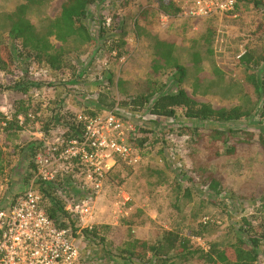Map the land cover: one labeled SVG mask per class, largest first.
Wrapping results in <instances>:
<instances>
[{
	"label": "rangeland",
	"instance_id": "rangeland-1",
	"mask_svg": "<svg viewBox=\"0 0 264 264\" xmlns=\"http://www.w3.org/2000/svg\"><path fill=\"white\" fill-rule=\"evenodd\" d=\"M23 1L0 0V13L12 11ZM63 1L51 0L42 10L32 13V21L39 25L47 18L55 17ZM154 6V0H102L90 6L86 24L94 41L85 46V52L78 60L72 59L78 69L77 76H71V67L56 73L61 76L59 84L69 90L90 86V93L81 95L85 101H79L78 95L71 94L72 100L83 104L82 109L58 110L64 114L69 112L87 115L88 109L95 110L93 102L99 92H104L115 104L111 109H102V113L114 111L119 114L125 121L124 138L135 146V151L141 157L136 166L130 167L118 162L105 175L102 189L92 199V213L84 217L91 219L100 216L103 221L115 216H120V220H127L131 216L141 222L148 218L147 221H151L145 226L147 239L144 240L149 243L158 240L163 230L172 229L183 236L191 231L202 232V236L194 235L189 238L190 245H227L235 240L237 224L243 217L248 218L252 224H262L264 227V142H261L264 139V118L258 117L261 100H258L252 86L246 82L245 66L239 63V55L249 52L254 59L262 60L261 67H264V0H240L231 13L193 20L158 14ZM100 22L106 26L113 25L121 32L124 30L125 45L121 56L116 57V52L108 53L100 46L97 35ZM207 31L211 35L209 44L203 39ZM158 39H166L174 44L175 55L187 69L181 86L191 98L209 103L216 109L239 105L250 111L248 117L230 124L238 130L228 138V144L235 148L234 152L225 154L226 145L218 141L213 147L217 148L219 155L213 156V147L209 146L207 137L201 135L208 130L205 122L195 125L191 120L183 122L178 119L172 123L165 117L150 119V114L145 109L130 112L119 107V102L144 92L148 80L162 84L164 91L175 90L176 84L171 71L166 69L157 72L152 67L155 42ZM52 41L56 45L60 44L55 39ZM206 45L212 48V54L207 53ZM196 50L201 55L198 65L193 62V52ZM18 62L19 58H12L8 73L0 74V82L4 88L0 90V114L7 118L12 117L16 100L22 97L27 99L30 94H38L39 89L44 91L47 90L46 86L56 85L55 81L45 75L47 73L40 64L29 61L20 68ZM86 63L88 66L85 67ZM103 73L107 74L102 75ZM24 74H28L26 76L30 84L28 90L31 93L27 95H23L19 91L20 85H17ZM107 75L110 76V83L106 79ZM49 94L48 91L45 93L47 110L37 111L36 117L28 115L32 121L22 124L18 135L6 139L0 129V146L6 145L15 152L20 145L33 141L35 135L31 132L37 130L46 135L49 141L60 136L63 132L61 121L53 117L54 109L59 107H56L55 100L50 99ZM51 105L53 109H50ZM139 113L141 117H138ZM21 116L25 120L24 115ZM180 125L187 127L186 133L181 132ZM196 126L202 132L197 136L198 143L191 137ZM167 132L174 135V162L166 159L160 144ZM17 137L18 141L14 142ZM41 138L36 140L43 144L44 140ZM143 138L150 143L148 147H140L139 141ZM37 147L40 149L41 146ZM39 151L32 153L36 157ZM13 155L14 153L9 158L11 164L7 171L0 176V208L8 206L19 194V189L35 180L34 168L26 167L20 172ZM208 156L213 157L207 170L214 172V177L220 182V192L199 181L198 176L192 172L193 164H204ZM26 160H21V168L27 166ZM127 167L131 169L130 173H126ZM62 169L63 167L59 171ZM78 171V174L72 175V189L63 188L57 193L64 201H71L69 198L78 196L86 189L82 171ZM258 199L263 202L257 203ZM142 204H146V207H142ZM150 212H154L153 217H150ZM203 217H208L213 222L203 225ZM73 219L74 223L78 222L71 228L74 232L75 225L86 224L79 216ZM92 224L95 222L90 226ZM99 225L98 239L112 236L120 241L123 237L125 242L135 238L139 228L134 222L128 227L111 232L108 225ZM143 229H139L142 234ZM195 236H199L201 241H195ZM119 246L122 244L112 246L114 254H117ZM187 264L201 263L189 260ZM258 264H264V241L259 249Z\"/></svg>",
	"mask_w": 264,
	"mask_h": 264
},
{
	"label": "trees",
	"instance_id": "trees-1",
	"mask_svg": "<svg viewBox=\"0 0 264 264\" xmlns=\"http://www.w3.org/2000/svg\"><path fill=\"white\" fill-rule=\"evenodd\" d=\"M50 1L24 0L12 11L0 13V74L8 73V65L12 62V58L17 57L19 58L18 64L21 65L20 68L30 61L40 64L44 70L53 73H61L62 69L71 67V76H77L78 69L72 63V59L78 60L77 58L85 52V46L94 41V36L86 24L88 8L102 0H64L55 17L47 18L39 25L34 23L31 19L32 13L42 10ZM154 3L153 8L158 14L176 16L179 12L175 0H154ZM98 27L97 35L100 38V46L108 53L116 52V57L121 56L122 48L125 45L124 30L121 32L115 26H106L101 22ZM210 36L208 31L203 35L205 43H210ZM52 39L60 44L56 45ZM173 45L166 39H158L155 42V57L152 67L157 72L166 69L171 71L172 79L176 84L175 90L164 91L165 87L163 88L162 84L148 80L144 92L119 102V107L130 112L145 109L150 115L169 118L172 123L178 119L183 122L191 120L195 125L205 122L208 124V130L205 133L201 132V134V129L198 126L193 128L194 132L192 131L191 137L194 138L195 143L199 142L197 136L201 134L207 137L209 146L213 147L214 143L219 141L226 145L225 154L234 152L235 148L228 144V138L238 130L232 128L230 124L248 117L250 111L244 110L239 105L216 109L209 103L198 102L191 98L181 86L185 80L187 69L175 55ZM206 47L207 53L212 54V48L209 45ZM200 60L201 55L196 50L193 52L194 65H198ZM260 61L262 60L259 58L254 59L249 52L239 57V63L245 66L246 82L252 86L258 100H261L258 117L264 118V67H261ZM14 63L17 62L14 60ZM26 75L28 74L21 76L17 83L20 85L19 91L23 95H27L30 87ZM106 77L110 83V76ZM2 86L3 84L0 82L1 91L4 90ZM33 97L29 95L27 99L22 97L16 100L11 118L0 114V129L6 139H10V136L18 134L22 129L23 126L20 124L18 116L24 115V125L32 121L29 114L36 117L37 111L43 109L44 100L38 94ZM114 104L112 99L100 91L93 102L95 110L88 109L90 113L88 112L87 115L93 116L102 112V109H111ZM53 115L61 121V126L64 127L63 133L60 134V141L63 145L82 134L84 127L77 118L79 114H70L69 112L64 114L63 111L54 109ZM180 127L181 132L186 133L187 127L183 125ZM143 139L139 141L140 147H148L150 143L146 138ZM261 142H264V139ZM160 144L162 147L166 145L164 139ZM39 145L42 149V143ZM2 146H0V176L7 171L11 164L9 158L14 153L6 145L4 149ZM132 146L135 148L133 144ZM213 149V156L219 155L217 148L213 147ZM213 156H208L204 164L197 166L193 164L192 172L198 176L199 181H203L214 191L220 192V182L214 177V172L207 170ZM26 159L27 169L34 168L33 175L36 174L35 153H31ZM128 169L126 173L131 172V169ZM72 175L73 173L67 170L62 174L59 173L58 178L53 182L37 181L36 183L42 197L44 210L60 228L71 229L74 225L71 213L65 208V201L57 194L63 188L70 190L71 185L68 183L72 181L74 176ZM260 199L257 203L263 202ZM97 228V226L87 227L83 229V233L86 237L96 238L98 237ZM194 235L202 236V232L191 231L183 236L172 229H165L154 243L133 237L118 249L117 255L129 259L130 262L148 264H187L189 260H195L201 264H258L259 249L264 241V227L262 224H252L248 218L243 217L237 224V235L232 243L227 245L210 243L207 250L189 244V238Z\"/></svg>",
	"mask_w": 264,
	"mask_h": 264
},
{
	"label": "built area",
	"instance_id": "built-area-1",
	"mask_svg": "<svg viewBox=\"0 0 264 264\" xmlns=\"http://www.w3.org/2000/svg\"><path fill=\"white\" fill-rule=\"evenodd\" d=\"M239 2L178 0L179 12L176 17L193 20L228 14L236 9ZM141 116L139 113L138 117ZM77 118L83 123L82 134L65 145L60 138L44 140L41 151L34 159L35 180L8 206L0 208V264H81L80 248L73 239V230L58 227L47 215L37 181L53 182L59 173L69 170L78 174V169L82 171L84 188L90 190L81 191L83 194L69 198L71 201L65 199V208L72 218L86 216L92 213V199L102 189L105 175L118 162L134 167L141 161L140 155L124 138L125 121L119 114L114 111L93 116L81 113ZM18 120L23 124L22 116H18ZM173 136L167 132L163 137L166 145L162 147L166 159L171 162L175 160ZM68 184L72 189L73 182ZM201 222L207 225L213 221L203 217ZM193 238L201 241L199 236ZM200 245L202 249H208V246Z\"/></svg>",
	"mask_w": 264,
	"mask_h": 264
},
{
	"label": "crops",
	"instance_id": "crops-1",
	"mask_svg": "<svg viewBox=\"0 0 264 264\" xmlns=\"http://www.w3.org/2000/svg\"><path fill=\"white\" fill-rule=\"evenodd\" d=\"M47 74H45L46 76L48 75L49 79H51L52 81H55L56 85L54 87H49L46 86L47 90L42 91V89L38 90V95L40 96L41 99L44 100V107L47 104L46 103V98H45V93L48 91L49 97L52 100H55L56 102V110L58 109H82L83 108V104H81L80 102H76L75 100H72V95L76 94L78 95L80 98L79 101H85L84 96H81L85 93H90V86H79L78 90H69L67 89L65 86H63L62 84L60 85L58 81L61 80V76L56 74V73H52V72H47L46 70H44ZM53 88V90L51 89ZM28 93H31L30 90H28ZM33 93V92H32ZM52 93V94H51ZM72 94V95H71ZM33 95L35 94H30V96L33 97ZM52 97V98H51ZM86 103V102H85ZM86 106V104H85ZM43 110H47L46 107ZM53 109L52 105L51 108ZM150 119H154L156 118L153 115H149ZM160 117V116H159ZM136 122V120L134 121ZM36 124V123H35ZM32 128V127H31ZM34 130V128H33ZM64 130V127L62 126V131ZM33 133L35 136L33 137V141L28 142L27 145L26 144H22L18 147L17 151L14 152L13 158H15V165H17V167H20V172H22L26 166L24 165L21 168V160L25 161V159L31 155L32 152H35L36 150H40L37 146L40 144L39 140H48L46 135H43L42 132L38 131L37 132H31ZM63 132H61L62 134ZM18 135V134H17ZM56 138H60V136H56ZM13 139V138H12ZM11 139V141H12ZM18 141V137L14 138V142ZM23 149V152L21 151ZM40 152V151H39ZM36 153V152H35ZM32 183V182H31ZM29 186V185H28ZM27 186V187H28ZM26 186L22 189H19L20 192L19 194L23 193L24 190H26L27 188ZM18 194V195H19ZM147 201V200H146ZM147 203V202H146ZM149 204V203H148ZM142 207H146V204H142ZM153 217L154 212H150ZM120 216H115L113 218H107L106 220H101L102 218L100 216H98L97 218L91 217V219H88L87 217L84 216H79V219L83 222H85L86 224L84 226H77L75 225V232L72 231V235H73V239L75 240V242L77 243V245L80 248V255H81V259H80V263L81 264H148V263H143V262H130L129 259L127 258H121L119 255L114 254L113 250L111 249L112 246H114V244H124V238L121 237L120 241H116L112 236H107L109 238H101L98 239L96 238H91V237H86L83 233V229L87 228V227H91V223L92 226H97L98 228L100 227V223L101 224H106L108 225L107 227L109 228V230L111 232H113L114 230L118 229V228H123V227H128L131 224H134V222L138 225V232L137 234H135V238L138 239H147V237H145L147 235V231L145 226H148V223H150V221H147L148 218L144 221L141 222L140 220H137L136 218H133L131 216L129 219L127 220H120L118 219ZM124 217V216H121ZM73 218H78V216L73 217ZM74 220V219H73ZM133 220H135L133 222ZM78 224V222H75L74 224ZM145 228V229H143ZM139 229H143L144 233L142 234ZM121 247V246H119Z\"/></svg>",
	"mask_w": 264,
	"mask_h": 264
}]
</instances>
